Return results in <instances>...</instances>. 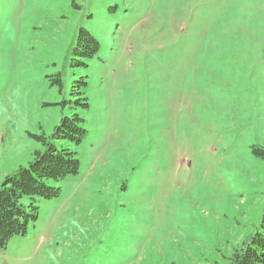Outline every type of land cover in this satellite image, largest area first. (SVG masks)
I'll return each mask as SVG.
<instances>
[{"label": "rangeland", "instance_id": "374dc122", "mask_svg": "<svg viewBox=\"0 0 264 264\" xmlns=\"http://www.w3.org/2000/svg\"><path fill=\"white\" fill-rule=\"evenodd\" d=\"M41 134L79 169L0 264H229L264 210V0H0V184Z\"/></svg>", "mask_w": 264, "mask_h": 264}, {"label": "trees", "instance_id": "16d2710c", "mask_svg": "<svg viewBox=\"0 0 264 264\" xmlns=\"http://www.w3.org/2000/svg\"><path fill=\"white\" fill-rule=\"evenodd\" d=\"M76 36L73 52L81 59L91 58L99 48L97 39L82 27ZM74 82L85 84L82 80ZM81 121L78 114L60 118L50 133L51 137L79 143L86 135ZM37 139L42 147L35 149L26 164L7 174L0 184V250L5 249L13 236L25 233L28 222L37 218L35 197L49 199L58 196L60 188L50 185L49 181L62 180L79 169V161L72 149L58 147L44 134ZM259 152L264 155L263 149ZM229 264H264V210L258 229L235 251Z\"/></svg>", "mask_w": 264, "mask_h": 264}]
</instances>
